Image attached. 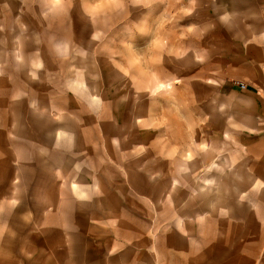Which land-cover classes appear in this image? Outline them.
Returning a JSON list of instances; mask_svg holds the SVG:
<instances>
[{"label":"rangeland","instance_id":"1","mask_svg":"<svg viewBox=\"0 0 264 264\" xmlns=\"http://www.w3.org/2000/svg\"><path fill=\"white\" fill-rule=\"evenodd\" d=\"M259 64L264 0H0V264H233L237 229L264 264L223 172Z\"/></svg>","mask_w":264,"mask_h":264},{"label":"crops","instance_id":"2","mask_svg":"<svg viewBox=\"0 0 264 264\" xmlns=\"http://www.w3.org/2000/svg\"><path fill=\"white\" fill-rule=\"evenodd\" d=\"M261 66H264V64L258 65L260 74L253 86L245 83L246 88H241L238 84L235 88L227 90L223 95L226 103H228L227 108L230 107L229 101L233 102L231 110H226L225 115L223 112V123L234 125L231 133L233 136L238 137L236 143L232 145L237 147L239 144L247 147L246 152L235 154L229 158L228 163L225 161L223 164V172H228L237 178L244 177L240 180H229L228 184L231 187H251L257 185L258 180H260L258 185L260 187L264 186V71H262L264 68ZM237 156L240 158L238 163ZM239 163L242 165H239ZM225 234L230 238L224 241L222 237L220 248L221 251L226 253L234 252L235 256L233 259H229L230 262L243 264L241 259L245 251L249 252L248 261H254V252L258 248L254 244L244 242V234L241 229ZM229 260L226 262L228 263Z\"/></svg>","mask_w":264,"mask_h":264},{"label":"built area","instance_id":"3","mask_svg":"<svg viewBox=\"0 0 264 264\" xmlns=\"http://www.w3.org/2000/svg\"><path fill=\"white\" fill-rule=\"evenodd\" d=\"M239 85H240L241 88H246V86H247L245 83H242V82L239 83Z\"/></svg>","mask_w":264,"mask_h":264},{"label":"bare ground","instance_id":"4","mask_svg":"<svg viewBox=\"0 0 264 264\" xmlns=\"http://www.w3.org/2000/svg\"><path fill=\"white\" fill-rule=\"evenodd\" d=\"M224 105V104H223Z\"/></svg>","mask_w":264,"mask_h":264}]
</instances>
